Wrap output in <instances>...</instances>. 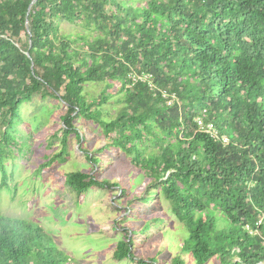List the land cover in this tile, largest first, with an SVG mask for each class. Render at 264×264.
I'll return each instance as SVG.
<instances>
[{"label": "trees", "instance_id": "obj_1", "mask_svg": "<svg viewBox=\"0 0 264 264\" xmlns=\"http://www.w3.org/2000/svg\"><path fill=\"white\" fill-rule=\"evenodd\" d=\"M32 1L0 0L4 175L5 159L30 147L21 106L55 99L63 147L42 166L66 160L68 137L84 142V131L105 141L85 150L96 166L105 154L144 175L129 194L122 178L65 174L78 196L120 185L127 209L139 206L116 259L146 263L134 241L165 222L164 199L186 229L164 264L264 263V0ZM0 264L74 261L42 225L0 210Z\"/></svg>", "mask_w": 264, "mask_h": 264}, {"label": "rangeland", "instance_id": "obj_2", "mask_svg": "<svg viewBox=\"0 0 264 264\" xmlns=\"http://www.w3.org/2000/svg\"><path fill=\"white\" fill-rule=\"evenodd\" d=\"M61 26L69 30L72 25L62 22ZM21 107L23 121L18 123V133L22 131L26 135L24 138L30 147L20 148V154L5 159L6 175L0 163V210L5 215L23 217L42 225L58 245L72 255L74 264H142L131 258L118 260L114 252L120 240L129 238L128 227L137 221L132 216L142 214L139 206L133 212L127 209L128 195L124 196L121 186L131 188L129 194L140 190L144 187V175L127 171L123 161L105 154H100L102 159L96 166L86 157L85 150L95 143L100 147L105 141L98 138L94 141L91 133L84 131V142H78L75 134L68 137L66 160L57 159L42 166L63 147L61 128L64 124L59 117L62 105L55 99L36 96ZM47 111L51 113L46 114ZM39 122L41 127L37 129L35 125ZM84 125L96 128L93 133L99 136L100 129L96 126L90 122ZM28 134H32L29 143ZM72 170H84L93 175L99 172L97 176L111 181L122 178L123 181L122 184L118 181L121 186L113 188L93 186L78 196L65 184V174ZM4 177L7 178L5 182ZM160 206L166 214L165 222L152 225L146 233L148 238L136 235L134 241L136 247L133 248L137 251H132L136 257L145 258V264H164L166 256L172 257L179 252V243L186 230L171 213L166 200L162 199ZM139 224L137 222L136 228ZM153 255L159 256L158 263L148 259ZM184 256L189 260V255Z\"/></svg>", "mask_w": 264, "mask_h": 264}, {"label": "built area", "instance_id": "obj_3", "mask_svg": "<svg viewBox=\"0 0 264 264\" xmlns=\"http://www.w3.org/2000/svg\"><path fill=\"white\" fill-rule=\"evenodd\" d=\"M198 122H199L200 124H202V120H198ZM207 128L210 129V130H212L215 134L217 133L216 130L214 129V125H213V123H208V124H207ZM226 140H227V138H225V141H226Z\"/></svg>", "mask_w": 264, "mask_h": 264}, {"label": "water", "instance_id": "obj_4", "mask_svg": "<svg viewBox=\"0 0 264 264\" xmlns=\"http://www.w3.org/2000/svg\"><path fill=\"white\" fill-rule=\"evenodd\" d=\"M34 2H36V0H33V1H32V4H33Z\"/></svg>", "mask_w": 264, "mask_h": 264}]
</instances>
